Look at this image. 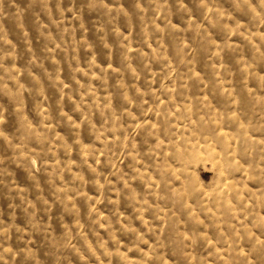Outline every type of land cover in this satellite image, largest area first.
Here are the masks:
<instances>
[{
  "label": "rangeland",
  "instance_id": "rangeland-1",
  "mask_svg": "<svg viewBox=\"0 0 264 264\" xmlns=\"http://www.w3.org/2000/svg\"><path fill=\"white\" fill-rule=\"evenodd\" d=\"M0 264H264V0H0Z\"/></svg>",
  "mask_w": 264,
  "mask_h": 264
},
{
  "label": "bare ground",
  "instance_id": "bare-ground-1",
  "mask_svg": "<svg viewBox=\"0 0 264 264\" xmlns=\"http://www.w3.org/2000/svg\"><path fill=\"white\" fill-rule=\"evenodd\" d=\"M205 142H206V146H207V145H208V140H207V141H205ZM200 143H201V141H200ZM199 148H200V150H201V148H202V147H199Z\"/></svg>",
  "mask_w": 264,
  "mask_h": 264
}]
</instances>
